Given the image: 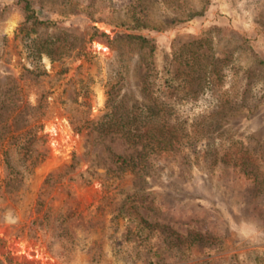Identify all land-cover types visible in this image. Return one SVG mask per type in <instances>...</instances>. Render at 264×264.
<instances>
[{
	"label": "rangeland",
	"instance_id": "374dc122",
	"mask_svg": "<svg viewBox=\"0 0 264 264\" xmlns=\"http://www.w3.org/2000/svg\"><path fill=\"white\" fill-rule=\"evenodd\" d=\"M28 1L0 0V100L43 160L0 192L2 263L264 264V0ZM111 107L142 136L93 129Z\"/></svg>",
	"mask_w": 264,
	"mask_h": 264
},
{
	"label": "trees",
	"instance_id": "16d2710c",
	"mask_svg": "<svg viewBox=\"0 0 264 264\" xmlns=\"http://www.w3.org/2000/svg\"><path fill=\"white\" fill-rule=\"evenodd\" d=\"M22 12L27 20H31L32 24L40 23L41 21L36 18L31 4L28 0H23ZM22 38L28 37L29 50L31 51L34 59H40L43 55L50 57H61V52L58 54L59 42L50 39L40 40L38 38H30V34L26 29H21ZM16 100H0V192L10 193L17 188L27 179L33 168L43 160V154L35 153L32 149V144L36 140V129L40 125H35L30 129L17 127L20 112L19 106L15 104ZM12 106V108H10ZM116 112L112 107L105 113L101 121L93 124V129L100 133H109L112 131L120 132L130 142L137 137L142 136L137 125L134 129L126 128L129 119L127 116L120 114L115 116ZM150 147V146H149ZM151 152L158 151L157 146L148 148ZM144 150V148H143ZM17 154H19L17 156ZM138 157H121L115 156L114 161L119 164L121 168H129L134 170L138 166ZM3 175V176H2ZM50 178L45 180L48 183ZM41 205V202H37ZM47 219V218H46ZM48 221V219L46 220ZM48 223V222H47ZM0 264H3L0 260Z\"/></svg>",
	"mask_w": 264,
	"mask_h": 264
}]
</instances>
